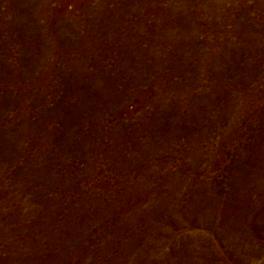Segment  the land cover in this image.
<instances>
[{
	"label": "rangeland",
	"instance_id": "1",
	"mask_svg": "<svg viewBox=\"0 0 264 264\" xmlns=\"http://www.w3.org/2000/svg\"><path fill=\"white\" fill-rule=\"evenodd\" d=\"M0 264H264V0H0Z\"/></svg>",
	"mask_w": 264,
	"mask_h": 264
}]
</instances>
